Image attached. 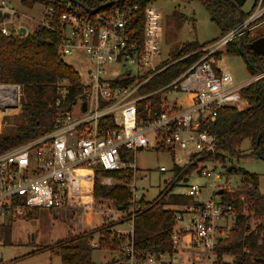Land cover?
<instances>
[{"label": "built area", "instance_id": "obj_1", "mask_svg": "<svg viewBox=\"0 0 264 264\" xmlns=\"http://www.w3.org/2000/svg\"><path fill=\"white\" fill-rule=\"evenodd\" d=\"M123 2L95 13L72 7L57 17L52 7L47 8L40 24L56 32L63 59L73 57L81 63L78 72L82 86L72 102H67L69 87L60 89L49 132L0 153V219L19 218L25 215V209L32 208L64 211L77 201L75 210H95V215H102L100 224L131 216L114 229L118 255L109 264H174L185 248L205 250L209 264H219V243L230 236L237 217L251 218L252 232L264 219L255 218L246 201L239 209L233 201L224 200L223 192L232 191L240 181L232 183L226 169L220 170L219 162L209 158L219 139L203 124L214 119L220 107L246 108L240 89L264 78L261 71L247 84L237 86L225 55L216 56L230 41L264 23L253 25L264 16L263 0L244 20L243 29L237 28L178 59L162 57L164 15L154 2L143 11ZM0 10L9 14L0 22L2 33L21 34L20 28L9 24L12 12L7 0L1 1ZM198 53L202 56L171 82L157 90L145 89L168 67ZM21 99L19 84L0 83L3 114L21 111ZM146 150L171 154L175 161L165 188L173 193L179 183L183 190L173 194L193 197L196 202L180 208L171 233L173 249L160 254L137 249L135 207L121 210L87 205L95 194L98 170H128L127 179L104 174L100 184L106 188L126 186L132 192V203H136L143 196L138 193L137 154ZM178 151L182 155L176 159ZM176 166L181 169L178 173ZM160 170L166 172L167 168L162 166ZM194 175L203 181L190 183ZM94 216L90 214L88 228L94 227ZM259 244L264 246V229ZM90 245L101 248L97 239ZM226 256L224 262L233 261L232 256L230 260Z\"/></svg>", "mask_w": 264, "mask_h": 264}, {"label": "trees", "instance_id": "obj_2", "mask_svg": "<svg viewBox=\"0 0 264 264\" xmlns=\"http://www.w3.org/2000/svg\"><path fill=\"white\" fill-rule=\"evenodd\" d=\"M118 1L78 0L82 5L92 9L101 7L108 2L117 5ZM123 1L132 7L137 6L140 11H143L149 2L158 0ZM200 1L208 10L211 20L220 27L221 36L205 43L198 40L187 41L173 53L174 59L197 51L237 29L241 19L246 20L254 12L259 2V0H255L251 11L247 13L242 11V15H240L238 9L229 0ZM39 2L45 4L47 8L52 7L56 17L69 11L72 7H80L68 0H22V3L28 7H33ZM7 18V12L0 10V22ZM263 20L264 16L253 25H257ZM259 26L230 41L216 53V56L220 57L222 54L242 56L240 51L242 48L246 53V56L242 57L247 63L248 70L252 76H256L261 70H264V54L255 53L250 44L255 39L264 36L254 34ZM201 56L202 54L198 53L168 67L152 78L145 89L151 91L163 87ZM0 82L19 84L22 88L21 113L16 116L17 118L15 117L16 120H13L15 126L0 136V153L49 132L54 120V105L61 96L60 89L63 86L69 87L67 102H72L82 86L78 70L67 64L59 53L56 32L42 24H39L32 33L9 36L2 33L0 26ZM240 94L248 104L246 108L220 107L217 116L203 124V127L219 139L216 151L209 154V158L221 163L227 174H235L239 177L238 181L240 182L236 188L223 192L224 200L233 201L239 209L246 201L251 204L250 210L255 213V218L262 217L264 219V190L259 185V175L239 166L243 158L260 157L255 143L259 134H261V139L258 150L264 159V78L243 86L240 89ZM247 139L252 141V151L243 154L241 147ZM175 168L177 173L181 170L178 166ZM191 170L189 169L187 172L189 173ZM125 173L127 174L128 170L120 172L98 170L95 194L87 200V205L96 204L100 207L107 206L111 209L121 210L129 206L135 207L137 249L141 252L152 251L156 254L172 251L171 233L176 225L177 213L183 206L196 204L194 198L173 194L167 187L152 201L147 200L143 195L136 203H132V192L126 186L117 185L106 188L100 184V177L104 174L127 179L128 176L125 177ZM242 196L245 197L244 201L241 199ZM76 207H78V202L74 201L67 212L57 209H51V211L57 217L71 221L74 218ZM25 210L26 215L38 209ZM130 218L131 216H126L84 231L79 228L73 229L71 226L66 239L45 249L57 251L64 264H95L92 259L95 249L90 245L91 240L97 239L101 245L100 249L117 250L118 239L114 229ZM0 227L5 236L4 242L9 243L10 225L3 223ZM251 229V218L239 215L230 236L219 243L217 249L219 264H264V246L259 244L264 223L257 224L255 232H252ZM224 255L232 256L233 261L224 262Z\"/></svg>", "mask_w": 264, "mask_h": 264}, {"label": "rangeland", "instance_id": "obj_3", "mask_svg": "<svg viewBox=\"0 0 264 264\" xmlns=\"http://www.w3.org/2000/svg\"><path fill=\"white\" fill-rule=\"evenodd\" d=\"M8 7L12 12L9 24L14 28H26L27 33H32L40 24L47 12V7L43 3H37L33 7L25 6L22 0H7ZM255 0H247L241 7V11L247 13L251 11ZM154 5L159 8L163 15V23L160 31V43L162 57H172L179 47L187 41L198 40L205 43L221 36L220 27L211 20L208 10L200 0H158ZM176 13V14H175ZM177 15V16H176ZM255 35H264V26H259L255 30ZM226 64L229 67L237 86L247 84L253 76L250 74L247 63L240 55L224 54ZM64 61L75 67L78 71L82 70L81 63L73 57H66ZM1 83V82H0ZM5 111V110H4ZM8 112H11L8 111ZM0 136L6 134L15 126L16 116L21 113H5L0 109ZM16 117V118H15ZM249 141H245L241 147L243 154L250 151ZM181 151H178L177 158H181ZM175 159L167 151L146 150L137 154V164L140 169L138 180L139 194H143L147 200L156 198L166 187V180L172 178L171 169ZM165 166L166 172L160 168ZM239 166L247 171L256 173L264 186V159L260 157L243 158ZM222 169V164H218ZM142 177V178H141ZM231 182L239 180L238 175L233 174ZM203 179L194 175L190 183H199ZM183 186L179 183L173 189V193H179ZM205 194L209 193L206 188ZM62 212H67L64 210ZM92 212L88 208L75 210L74 218L65 221L57 217L55 213L48 209H38L27 213L19 218L6 219L5 224L11 227L10 242L5 243V236L0 227V264H64L61 256L55 250L45 249L54 246L58 241L66 239L68 233L73 229L88 228V219ZM2 221H4L2 219ZM93 225L98 226L102 222V215L96 214L92 219ZM183 223H179L181 226ZM1 226V225H0ZM55 249V248H53ZM205 250L189 249L180 250L178 261L174 264H209L205 256ZM117 251L106 249H95L92 259L96 264H109ZM230 260V256L225 257Z\"/></svg>", "mask_w": 264, "mask_h": 264}, {"label": "water", "instance_id": "obj_4", "mask_svg": "<svg viewBox=\"0 0 264 264\" xmlns=\"http://www.w3.org/2000/svg\"><path fill=\"white\" fill-rule=\"evenodd\" d=\"M70 1L71 3H74L80 7H82L83 9H85L86 11H89V12H98L104 8H107L109 7L110 5L113 4V2H108L104 5H102L101 7H98L96 9H92V8H88L84 5H82L81 3L78 2V0H68ZM123 0H119L118 2H122ZM231 3H233L235 5V7L238 9V11L240 12V15H242V11H241V7L246 3L247 0H229ZM9 16V14L7 13V17ZM244 27V19H241V22H240V25L238 26V29H243ZM21 32L23 34H26L27 33V30L26 28L22 27L21 28ZM242 36V35H241ZM240 36V37H241ZM250 47L252 48V50L257 53V54H264V36H261L257 39H255L251 44H250ZM240 51H241V54L243 57L246 56V53L243 51L242 48H240ZM250 66H253L252 64H249ZM261 71H264V70H261ZM260 71V72H261ZM85 108V107H84ZM260 139H261V134L258 135L255 143H256V148H257V153L260 157L263 158V156L261 155V152L258 150L259 148V143H260ZM236 168V166H234Z\"/></svg>", "mask_w": 264, "mask_h": 264}, {"label": "crops", "instance_id": "obj_5", "mask_svg": "<svg viewBox=\"0 0 264 264\" xmlns=\"http://www.w3.org/2000/svg\"><path fill=\"white\" fill-rule=\"evenodd\" d=\"M262 26H264V24H263ZM225 62H226V58H225ZM247 140L249 141L247 147H248V149H250V151H248L247 153H250V152L252 151V141L249 140V139H247ZM247 140H245V141H247ZM245 141H244V142H245ZM260 158H262V157H260ZM262 159H263V158H262ZM231 176H232V175H231ZM259 185H260V187L264 190V186L262 185V183H261V181H260V177H259ZM2 219H3L4 221H2ZM6 219H9V218H7V217H5V218H1V219H0V225L3 224V223H6V222H5ZM86 229H88V228H86ZM185 240H186L187 242H189L190 238L187 236V237L185 238ZM182 250L186 251V250H189V249L185 248V249H182Z\"/></svg>", "mask_w": 264, "mask_h": 264}, {"label": "bare ground", "instance_id": "obj_6", "mask_svg": "<svg viewBox=\"0 0 264 264\" xmlns=\"http://www.w3.org/2000/svg\"><path fill=\"white\" fill-rule=\"evenodd\" d=\"M8 111H10V109H8ZM8 111H7V112H8ZM1 115H2V113H0V119H1Z\"/></svg>", "mask_w": 264, "mask_h": 264}]
</instances>
